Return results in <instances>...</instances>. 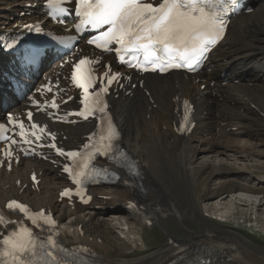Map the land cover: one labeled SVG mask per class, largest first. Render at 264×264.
Instances as JSON below:
<instances>
[{
	"label": "bare ground",
	"instance_id": "1",
	"mask_svg": "<svg viewBox=\"0 0 264 264\" xmlns=\"http://www.w3.org/2000/svg\"><path fill=\"white\" fill-rule=\"evenodd\" d=\"M34 1L0 0V27L9 28L13 22H20L22 17L18 13L24 9L25 2ZM263 9L264 4L261 3L250 14L241 13L232 19L225 38L210 57L211 70L199 74V77L206 79L203 92L197 87L203 81L194 85L173 74L164 77L149 75L145 79V86L150 91L155 107L139 88H136L131 99H120L114 103L115 118L122 132L124 147L138 159L141 170L136 189L129 190L118 183L110 187L113 190L96 191L98 195L109 199L96 197L91 205H77L71 209L65 200L59 201L58 194L54 193L64 185L58 171L47 164L25 161L10 175H2L0 202L10 196H18L36 209H51L57 214L63 228L61 239L95 247L99 250L96 259L102 264H196V257L207 252L215 256L211 264H264V250L256 247L252 240L240 231L231 229L230 225L222 227L208 219L210 213L229 219L230 215L224 214L227 208L234 213L240 205H264V196L249 188L250 183L257 181L259 184L263 181V175L256 178L253 173H246L244 166L235 171L240 173H230V166L239 157H249L244 152L239 134L246 133L243 132L246 122L259 121L254 116L258 111L264 112V93L257 91L255 86L258 83V87L264 88V31L259 27V24H263ZM38 12L39 9H36L35 13ZM246 32L250 33L252 41L247 40ZM223 45L226 46L223 48ZM3 60L5 57L0 55V64ZM51 70L50 65L46 71ZM226 76L228 86L232 87L226 91L221 104H225L228 99L232 103L224 105L215 119L210 115L214 106L208 100H213L212 94L214 91L219 92L220 82ZM245 78L254 82H251L253 88L239 84ZM235 79L239 85L229 83ZM211 81L216 89L210 86ZM231 92H234V96ZM7 95L12 97L9 92ZM182 97L191 98L195 104L197 125L189 137H177L172 128L176 119L174 107ZM5 99L8 103V99ZM234 126L236 131H230ZM90 129L89 124L78 125L71 127L68 135L79 139ZM197 156L203 159L218 186L196 199L186 200L184 191L187 187L191 188L189 181L195 175ZM32 167L42 172L43 189L40 192L30 186L24 188V177ZM18 179L22 180L21 186L16 184ZM7 184H10V188L3 190L2 187ZM221 189L223 192L218 194ZM132 199H136L137 205L143 209L130 210L128 204ZM97 206L101 209H96ZM206 214H210L209 217ZM165 216L181 230V237L171 234V228L164 223ZM186 216L200 221L199 231L186 225ZM106 219L116 220L120 225L133 224L135 229L128 226L125 231L121 228L122 239L109 238L111 231ZM146 221H150L152 226L161 227L167 235L166 243L161 247L153 250L145 248L139 232L147 226ZM79 229L83 232L82 236ZM117 247H120L119 252ZM135 254L139 256L132 259Z\"/></svg>",
	"mask_w": 264,
	"mask_h": 264
},
{
	"label": "snow or ice",
	"instance_id": "2",
	"mask_svg": "<svg viewBox=\"0 0 264 264\" xmlns=\"http://www.w3.org/2000/svg\"><path fill=\"white\" fill-rule=\"evenodd\" d=\"M63 2L64 0H48V6H57L60 12H64L65 9L59 7ZM74 2L75 15L80 18V22L75 26L76 31L82 30L81 25L102 30L99 35L88 39V44H94L96 48L105 52L114 50L121 62L125 61L129 53L138 54L135 57L136 63L132 64L129 60V66L143 71L149 70L150 66L152 71L159 69L162 72L168 68L193 70L211 46L223 36L225 30L223 13L229 10L223 0H159L158 3L152 0H74ZM231 3L235 4V0H231ZM110 45L117 47L113 49ZM139 55L143 56L142 60L138 58ZM97 62L88 58L80 59L74 65L75 70L71 74L72 83L83 89L81 104L84 107L77 115L85 119L95 112L106 113L107 105L103 96L108 90L107 87L102 84L98 91L89 92L95 83L89 65ZM116 79L117 74L108 76L107 83L111 84ZM104 124L99 143L106 151L111 148L112 141L118 139V133L110 117H106ZM32 127L35 129L37 126L33 124ZM20 128V134L23 136V125H20ZM39 132L43 133L44 129L40 128ZM33 135L36 133L33 132ZM36 139L39 140L41 137L36 135ZM48 146L55 148L58 155L66 156L70 160L75 161L81 157L80 153H66L63 149L56 148L55 144ZM6 154L10 156L11 152ZM90 159V153L83 156L81 163L77 165L78 170L68 165L64 167V171L78 186L90 175L88 171ZM70 195L69 189L61 193L62 197ZM76 195H82V192L77 191ZM7 207L13 211L18 209L31 219L33 224L38 223L36 217L42 218L49 231L55 227L56 222L50 215L45 216L43 211L30 213L25 205L17 201H10ZM7 223H16L17 230L0 239V264H71V261L58 255L67 254V250L55 239L56 233L50 234L46 241H38L29 228L20 225L19 222L7 221L3 214H0V224ZM81 251L86 252L87 249Z\"/></svg>",
	"mask_w": 264,
	"mask_h": 264
},
{
	"label": "rangeland",
	"instance_id": "3",
	"mask_svg": "<svg viewBox=\"0 0 264 264\" xmlns=\"http://www.w3.org/2000/svg\"><path fill=\"white\" fill-rule=\"evenodd\" d=\"M261 1H264V0H260V3H261ZM262 4H264V3H262ZM20 9H21V6H19V10ZM19 10L17 12H19ZM263 11H264V9H263ZM262 19L264 20V18H262ZM263 20H262L263 24H259V27L264 31V21ZM246 35H247V40L252 41V37H250V33H247ZM224 46H226V45H223L222 47L224 48ZM49 67H50V65L46 66L45 70H47ZM252 83L254 84V82H252ZM220 85H221V83H220ZM237 85H239V84H237ZM251 88H253V87H251ZM6 98L8 99V103L5 101L6 100L5 98L3 99V96H0V100L3 99L5 101V104H11L14 102L13 97L7 96ZM213 109H216V108L214 107V108H212V110ZM221 109H223V108H220L217 110H219V112H220ZM262 109L264 110V107ZM212 110L210 111V115H211V117H214L216 119V117L214 116V112L212 114ZM240 112H243V111L240 110ZM218 113H217V117L219 115ZM254 116L257 119L259 118L258 119L259 121L251 122V123L246 122L247 123V124H245L246 128L244 127L245 129L243 130V132H246L247 134L246 133L245 134L244 133L239 134V138L242 139V143L244 145V152L249 157L248 158L247 157H245V158L239 157L237 162H234V164H232L233 162H231L232 165L230 166V169H231L230 173H240V172H235V171H237L239 167L244 166L247 169L246 173H253V175L257 178L258 176H261V175L264 176V117L261 116L260 113L254 115ZM233 131H235V130H233ZM196 144H197V142H195L194 145H196ZM236 165H238V166H236ZM194 166L196 168L195 169V175L189 181V185L191 188L187 187V188H185V191H184V193L186 192V196H184L186 200L196 199L200 195H202L203 193H206V192L209 193V192L213 191L212 189L215 186H218V184H216L217 181L214 180L215 178L210 175L209 168L204 165V161L202 158H198V156H197V160H195ZM8 177H10V176H8ZM197 181H198V184H197ZM252 181H255V180L253 179ZM219 183H221V182L219 181ZM257 184H258L257 181H256V183H253V184L250 183L249 188L255 189L257 194H259L260 196H264V181H260V183L258 185ZM107 190H109V189H106L104 191H107ZM111 190H113V189H111ZM58 192H57V194H58ZM222 192H223V190L221 189L218 191V194H220ZM54 193L56 195V191H54ZM190 194H191V196H190ZM189 197H191V198H189ZM40 198H38V200ZM41 201H42V199H41ZM45 202L46 201L44 200L43 203H45ZM240 206L237 207L236 210H234V213H232V210L230 211V209H228V208L225 209L224 214L230 215L229 219L225 218L223 216H220V215L218 216V215L213 214V213H210L211 215L210 214H208V215L214 216V217H223V219L230 220L233 227H235L237 224L241 225V227H242V224H241L242 219H244V220L246 219L245 221H250V223L245 222L246 226L247 225H252V226L254 225V228H256L255 226H257V225L261 226L260 233L256 232V231H253V232H251L249 230L246 231L243 229L240 230V229L233 228L231 226H230V228L240 231L244 236H247L250 240H252L253 244L256 247L264 250V205H260V206L257 205L256 207H252L251 205H248V206L240 205ZM227 211L229 214L227 213ZM208 219L212 223L220 225L222 227H226V225H228V224H223L224 222H220V224H218L212 218L211 219L208 218ZM106 223H107V227L111 231V233L109 234V238L118 237V238L122 239L123 236L121 235V230H120L122 227L120 226L118 221L106 219ZM121 223H123V222H121ZM164 223H166L168 225V227L171 228V234H173L175 237H181L182 236L181 230L178 227H176L177 225H174L171 220L167 219L166 216L164 218ZM186 225L196 232L200 230V221L197 218H192V217L186 216ZM128 226L132 229L133 228L135 229V225H133V224L132 225L129 224ZM139 234H141V236L143 238L145 248L153 250V249H156L158 247H161L164 243H166L165 239H167V235L164 233L162 228L159 226L155 225L151 229L143 228L139 232ZM148 245L150 247H148ZM119 249H120V247H117L118 252H119ZM136 254H135L136 257L134 255L132 256V259L137 258L139 256V254L138 255H136Z\"/></svg>",
	"mask_w": 264,
	"mask_h": 264
}]
</instances>
